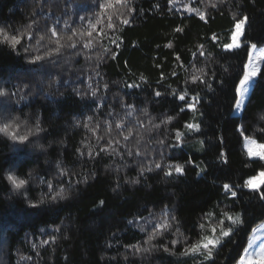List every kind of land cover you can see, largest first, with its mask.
Segmentation results:
<instances>
[{
  "label": "trees",
  "instance_id": "obj_1",
  "mask_svg": "<svg viewBox=\"0 0 264 264\" xmlns=\"http://www.w3.org/2000/svg\"><path fill=\"white\" fill-rule=\"evenodd\" d=\"M208 2L195 0L190 6L205 11ZM188 3L189 0H179L175 5H170L168 0H132L131 6L135 11L131 24L123 26L117 21L118 28L123 31L113 33L109 30L110 37H122L120 48L117 49L108 40L103 41L118 53L117 59L113 60L110 53L105 54L97 67L96 56L102 52V48L86 53L92 56L91 61L82 55H75L70 49L63 50L58 63L49 65L51 77L40 73V77L43 75L46 78L42 85L45 92L49 91L47 85L50 79L60 81L62 78L67 82L58 83L51 89V98H46L43 92L37 94V82L33 78L36 72L29 71L31 66L23 50L18 56L6 46L0 47V76L10 81L11 85H31L22 93L28 98L17 105L22 111L14 114L28 120L29 124L39 116L46 129L39 143L48 146L43 153L29 146L23 153L13 155L11 142L0 140V165L5 166L0 171L1 264H193L192 259L178 254L183 248L182 244L177 245L176 255L163 250L154 251L150 255H134L125 246L138 242L142 244L152 231L144 220L138 218H149V212L158 215L167 205L173 210L180 231L195 239L201 215L214 207L219 212L227 205L228 210L242 213L245 220L236 237L238 245H246L251 229L264 220V202L259 200L257 194L245 190L237 200H232L222 192L224 183H242L240 177L243 174H253V170L264 165V162H253L247 157L242 148V138L235 131L241 121L230 107L233 100L229 90L231 81L228 78L241 71L247 59V51L242 48L232 53H223L211 41L212 33L222 38L225 36L232 27V12H238L249 17L246 39L258 45L263 44L264 0H230L219 10L207 8V22L201 21L195 13L186 12L183 5ZM97 11L93 0H0V26L23 28L35 19L41 30H46L45 21L51 25L60 18L61 28L64 20L70 23L75 20L73 26L79 27L80 16H94ZM120 12L127 15L126 8H121ZM176 27H182L184 31L176 33ZM169 42H172L173 47L165 48L164 45ZM200 44H204L205 51L215 56L209 64L211 71L217 73L216 82H213L212 91L202 86H193L194 91H199L202 96L198 111L195 114L188 110L180 113L179 109L184 107V102L170 95L171 89L168 87H183L185 72L175 56L179 55L181 61L188 65L195 59L191 53ZM37 54H42V51L36 50L33 40L32 55ZM203 60L201 58L202 63ZM224 68L229 71L225 73ZM94 69L99 71L100 77L95 76ZM173 70L178 73L175 77L170 75ZM162 71L167 79L157 84ZM141 75L148 81L142 88L125 87L126 84L139 82ZM89 77L92 87L99 89L96 97L83 95L89 91ZM222 78L226 82L220 86L217 82ZM103 83H107L109 88L101 87ZM0 86L3 84L0 83ZM74 89H78L81 95H76ZM154 89L164 95L154 97ZM117 97L136 105L133 123L135 117L145 121L146 127L139 131L146 138L153 141L163 139L165 145L169 146L150 145L148 150L152 154L144 158L125 156L123 160L118 157L113 160L107 155H101L90 160L87 156L79 157L76 149L80 147L81 141L95 145V137L82 127H75V121L89 115L101 121L112 119L106 116L109 105H114L117 117H123L124 110L120 108ZM93 100L95 103H92ZM97 104L100 107L97 108ZM145 108L152 118L151 124L142 114ZM262 112L264 75L255 87L248 107V118L244 121L248 125V134H252L256 127V117ZM166 116L175 119L160 129L148 131L152 124H159ZM185 122H202L200 131L188 134L178 146H170L176 144L174 130L184 131ZM257 138L264 142V136ZM61 140L63 144L59 143ZM198 141H204L203 145ZM221 150L226 155L227 163L218 159ZM160 153H163V160ZM188 157H192L195 164L204 168L205 172L197 175V167L186 165L184 174L179 176L174 173L171 177H165L166 169H153L138 176L139 168L151 167V161L184 164ZM57 160L68 169L69 176L57 175ZM10 162L22 177L32 173L27 195L38 203L37 208L29 207L24 198L25 192L14 193L8 182L2 179ZM41 177L52 179L57 190L63 184L68 193L67 198L56 201L47 199L48 188L46 184L40 183ZM69 178L72 181L71 188L67 187ZM133 179L139 182L131 183ZM42 197H45V201L39 204ZM100 201L104 203L101 205ZM142 224L144 232L140 231ZM57 228L59 231H55ZM175 231L174 224L171 233L153 243H168L174 238ZM53 235L56 237L55 243L40 245L42 240ZM32 244H36L37 248L33 249ZM237 250L242 251V247L237 249L234 245L225 244L222 252L235 255ZM21 256L31 257V260H21ZM221 259L225 257L221 255L217 264Z\"/></svg>",
  "mask_w": 264,
  "mask_h": 264
},
{
  "label": "snow or ice",
  "instance_id": "obj_2",
  "mask_svg": "<svg viewBox=\"0 0 264 264\" xmlns=\"http://www.w3.org/2000/svg\"><path fill=\"white\" fill-rule=\"evenodd\" d=\"M47 2V0H45ZM195 0H189L188 4H184V10L189 13H195L201 21L207 22V8L212 10H219L220 7L230 0H209L205 11H201L198 8L190 6ZM203 2V0H201ZM170 5L179 3V0H168ZM132 0H93V6L98 8V11L94 16L85 17L80 16V26L74 27L76 21L64 20L63 27L60 26V18H57L55 22L48 25L45 21V29L41 30L39 22L35 19L31 20L23 28H16L12 25L0 26V47L6 46L11 51L15 52L18 56L21 49L26 57L27 63L31 66L29 71L41 73L51 77L52 73L49 65H55L58 63V57L63 54V50L70 49L77 56H84L88 61L92 60V56L86 53L95 50L96 48H102L96 56L97 67L103 60L105 54L111 55L113 60L117 59L118 53L112 51L104 40H108L110 44L115 45L117 49L120 48L122 37L109 36V30L113 33L115 31H123L122 28H118L119 25H130L132 20V14L135 8L131 6ZM42 7V6H41ZM156 7H159L157 5ZM121 8L127 9V15H123L120 12ZM43 15V13H41ZM232 27L227 31L222 38L217 33H212L211 41L215 46L223 53H232L236 50L245 48L247 51V59L242 64L240 72L234 76L229 77L231 81L229 90L232 94L233 103L230 105L233 112L236 114L237 119L241 123L236 125L235 131L242 138V148L247 157L253 162H264V142H261L257 137L264 136V112L257 115L252 134H248V125L244 121L248 118V107L251 104L252 94L254 93L256 85L259 83V78L264 75V46H258V43L248 41L246 39V25L249 23V17L247 15H240L238 12H232ZM182 27H176L174 32H183ZM67 33V34H66ZM35 41L36 50L42 51V54L32 55V41ZM226 40L227 42H224ZM27 42V44L25 43ZM135 43V42H134ZM165 48H172V42L164 45ZM195 59L190 61L188 65H185L181 61L179 55L175 56L177 62H180L179 66L185 72V78L183 80L182 88H172L170 95L175 99L184 102V107L180 108V113L185 110L191 111L195 114L198 111L197 106L202 100L201 93L194 91L193 86L207 88L209 91L213 90V82L215 81L217 73L211 71L209 62L215 59L212 52H206L204 44L197 46L195 52L191 53ZM201 58H204L203 63ZM67 62V61H66ZM127 66V62H125ZM157 68L160 65H156ZM95 76L100 77L99 71L93 70ZM211 71V74H209ZM228 68H224V72L227 73ZM175 77L178 75L177 71L173 70L170 73ZM102 79V77H101ZM167 79L166 75L162 71L160 79L156 82L160 84ZM225 79H220L217 83L220 86L225 84ZM0 140H7L11 142V149L13 155L21 154L26 148L31 146L34 149H39L41 153L47 151V147L43 143H39L42 138V134H46V129L43 127V121L39 116L35 118V121L29 124V121L22 119L20 115L14 113L21 112L22 109L17 105L21 101L26 100L28 97L25 93L26 89H29L31 85L20 84L11 85L10 81L4 80L0 76ZM58 83H67L56 79H50L47 85L48 92L44 91L43 80H40L35 84V88L40 92H43L46 98H51V89L55 88ZM148 83L147 78L143 75L139 77V82H133L126 84V88H142L144 84ZM104 89H108L109 85L103 83L101 85ZM89 91L83 95L96 97L99 89L92 87L91 77H89ZM76 95H81L78 89H74ZM154 97H161L164 95L159 90H153ZM119 100V106L124 110L123 117H117L114 105H109V111L106 113L107 117L112 119H104L103 121L95 118L94 115L84 117L83 120L75 121L74 126L77 128L82 127L92 137H95V145L85 143V140L81 141L80 147L76 149V154L83 158L87 156L88 159L94 160L101 155H107L115 160L117 157L121 160L127 157H147L151 155V151L148 150L150 145L159 144L165 145L163 139H157L153 141L151 138H146L140 129L146 127L145 121L139 117H135V123L133 118L137 111L136 105L127 103L122 97H117ZM95 103V100L92 101ZM100 107L99 104L96 105ZM144 117L148 119L151 124L152 118L149 116L147 109L142 110ZM175 117L166 116L160 121L159 124H152L148 128L149 132L156 129H160L163 125H168ZM202 122H185L184 131L180 129L174 130L175 145L178 146L184 140V138L191 133H198L201 128ZM94 125V126H93ZM103 130V131H102ZM85 139H88L87 137ZM134 141V143H131ZM63 144L64 141H59ZM203 145L204 141H198ZM103 145V146H100ZM86 150V151H85ZM161 160H163V153H160ZM218 159L223 163H227V158L223 150L219 153ZM151 167L141 166L139 168L138 176H143L145 172H151L153 169L163 170L165 177H171L174 173L176 175H183L186 165H194L197 167V175L205 172L204 168H200L195 164L192 157H188L184 164L181 163H168L163 164L160 161H151ZM248 167L249 165H245ZM4 165H0V171H3ZM57 175L59 177L69 176V171L65 168L61 161L56 162ZM32 173H29L27 177H22L15 170L14 165L10 162L7 165V171H4L3 180H6L11 186V190L14 193L19 194L25 192V200L28 201L30 208H37L39 205L37 202H33L27 195V186L29 185ZM240 179L242 183L227 182L222 185V192L226 198L237 200L239 194L247 190L250 193L257 194L260 201L264 202V165L254 169L253 174H243ZM86 182L87 176L84 177ZM131 183H138L137 179L130 181ZM40 183L46 184L48 193L46 198L51 201L63 200L67 198V190L63 184L59 186L57 190L56 185L52 179L45 177L40 178ZM79 183V181H77ZM68 188L72 187L71 178L67 185ZM45 197H42L39 204H43ZM104 201H100L102 205ZM172 209L165 205L157 215L156 213L149 212V218H138L144 220L145 224H148L152 231L147 234V239L141 244L138 242L133 245H126L133 251L134 255H150L154 251L163 250L165 253L176 255L177 245L182 244L183 248L178 253L180 256L192 259L193 264H217V261L221 255L225 259L219 260V264H264V236L257 235V233L264 232V221H261L256 227L251 229V233L247 237L246 245L237 244V234L241 231V226L245 224L242 213L233 212L225 208L216 211V208L210 209L204 212L200 217V222L197 227L199 229L195 239L190 238L180 231L177 218L172 214ZM154 218V219H153ZM129 223H133L130 221ZM176 227L174 238L168 243L155 244L153 243L158 238H162L165 234L171 233L172 229ZM59 231V228L55 229ZM140 231L144 232L145 228L143 224L140 226ZM56 237L50 236L49 239L42 240L40 245H47L49 243H55ZM225 244L234 245L237 249L242 247V251L237 250L235 255L222 252ZM32 248L36 249L37 245L32 244ZM21 260H31V257H20ZM126 259V258H125Z\"/></svg>",
  "mask_w": 264,
  "mask_h": 264
},
{
  "label": "rangeland",
  "instance_id": "obj_3",
  "mask_svg": "<svg viewBox=\"0 0 264 264\" xmlns=\"http://www.w3.org/2000/svg\"><path fill=\"white\" fill-rule=\"evenodd\" d=\"M258 46H264V43L263 44H260V45H258ZM33 75H35L33 78H34V80L36 81V82H39L40 80H43V83L44 82H46V78L42 75V77H40V73H33ZM234 113V112H233ZM235 114V113H234ZM264 221V220H263ZM258 224H260V223H258ZM257 224V225H258ZM256 225V226H257ZM255 226V227H256ZM257 235H262V236H264V232H262V233H257ZM0 264H1V260H0Z\"/></svg>",
  "mask_w": 264,
  "mask_h": 264
}]
</instances>
